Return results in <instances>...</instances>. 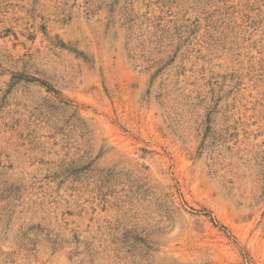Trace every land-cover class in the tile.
<instances>
[{"label": "rangeland", "instance_id": "rangeland-1", "mask_svg": "<svg viewBox=\"0 0 264 264\" xmlns=\"http://www.w3.org/2000/svg\"><path fill=\"white\" fill-rule=\"evenodd\" d=\"M0 264H264V0H0Z\"/></svg>", "mask_w": 264, "mask_h": 264}]
</instances>
